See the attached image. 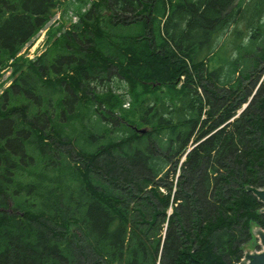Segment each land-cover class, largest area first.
Segmentation results:
<instances>
[{
	"label": "trees",
	"instance_id": "1",
	"mask_svg": "<svg viewBox=\"0 0 264 264\" xmlns=\"http://www.w3.org/2000/svg\"><path fill=\"white\" fill-rule=\"evenodd\" d=\"M72 1L0 0V71L78 8L0 95V264L238 263L264 230V0Z\"/></svg>",
	"mask_w": 264,
	"mask_h": 264
},
{
	"label": "rangeland",
	"instance_id": "2",
	"mask_svg": "<svg viewBox=\"0 0 264 264\" xmlns=\"http://www.w3.org/2000/svg\"><path fill=\"white\" fill-rule=\"evenodd\" d=\"M90 1H97V0H87L88 4L86 5L85 9L88 7ZM77 2L79 3L78 0L72 1L73 5L78 4ZM67 7L68 8H66L65 10H64V6L59 8L56 15L49 21V23H47L45 25V27L42 29L41 33L38 32L35 35V37L32 39V41L30 42V44L26 45L17 54V56L15 57L14 60L9 61L8 64L0 71V95L9 87V85L13 81V74H12L13 66H12V64L14 62L16 63V62H20L22 60H27V59L30 60L32 57L35 58V57L39 56L43 51H45V49H47L49 39H51L54 35L58 37L59 34L63 33V30L67 29V27L69 26L70 23H74L76 21V19L78 17L76 14V13H78L76 11V9H78V8H75V6H70V5ZM73 16L75 17V19L72 18ZM62 27H63V29H61ZM39 39H40V41H39ZM263 78H264V73H263L262 77L260 78L259 82H261ZM258 86L259 85H257L255 87L254 92L258 88ZM254 92L252 93V95H254ZM184 156L182 155L180 162L178 163V166H177L178 168L180 167L181 162L184 160ZM179 172H180L179 169H176L174 175L177 176ZM175 177H174V180H175ZM261 190H264V189H261ZM168 213H170V211H168ZM244 249H250L252 251L257 250L256 249V238L254 236H253V239L243 247L242 256L240 259H243V256L245 254ZM240 259H239V261H240ZM238 263H236V264H238Z\"/></svg>",
	"mask_w": 264,
	"mask_h": 264
},
{
	"label": "water",
	"instance_id": "3",
	"mask_svg": "<svg viewBox=\"0 0 264 264\" xmlns=\"http://www.w3.org/2000/svg\"><path fill=\"white\" fill-rule=\"evenodd\" d=\"M246 105H244L243 108H245ZM137 132L139 134H144L146 132V129L137 130ZM190 150L191 149H189L187 153ZM246 190L252 193L255 196V198L258 200V202L261 203L262 205L261 212L264 213V190L253 189L250 187H247ZM252 236L254 237L258 236L259 245L263 248V252L253 253L252 250L250 249H244L245 254L243 256V259H240L238 264H264V231L262 229H259L258 227H253Z\"/></svg>",
	"mask_w": 264,
	"mask_h": 264
},
{
	"label": "built area",
	"instance_id": "4",
	"mask_svg": "<svg viewBox=\"0 0 264 264\" xmlns=\"http://www.w3.org/2000/svg\"><path fill=\"white\" fill-rule=\"evenodd\" d=\"M73 19H75V17L73 16L72 17ZM77 20V19H76ZM76 22V21H75ZM74 22V23H75ZM41 31H42V29L39 31L40 33H41ZM39 41H40V39H39ZM38 41V42H39ZM30 59V58H29ZM34 59V57H32L30 60H33ZM264 231V230H263ZM255 238H256V249L257 250H255V251H252L253 253H259V252H263V248L259 245V239H258V236H255Z\"/></svg>",
	"mask_w": 264,
	"mask_h": 264
}]
</instances>
